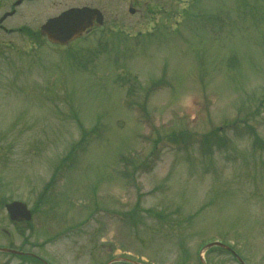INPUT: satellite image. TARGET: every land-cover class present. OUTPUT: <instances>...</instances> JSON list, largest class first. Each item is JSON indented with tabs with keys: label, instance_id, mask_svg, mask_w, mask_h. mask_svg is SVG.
<instances>
[{
	"label": "rangeland",
	"instance_id": "374dc122",
	"mask_svg": "<svg viewBox=\"0 0 264 264\" xmlns=\"http://www.w3.org/2000/svg\"><path fill=\"white\" fill-rule=\"evenodd\" d=\"M33 4L10 24L37 27ZM183 8L178 31L136 47L34 48L0 31V247L48 264H199L221 241L264 264V0ZM181 132L187 151L172 142ZM206 133L225 143L210 156L197 142ZM134 158L147 166L133 172ZM11 201L47 207L16 224ZM201 257L238 264L213 247Z\"/></svg>",
	"mask_w": 264,
	"mask_h": 264
},
{
	"label": "flooded vegetation",
	"instance_id": "af4514ba",
	"mask_svg": "<svg viewBox=\"0 0 264 264\" xmlns=\"http://www.w3.org/2000/svg\"><path fill=\"white\" fill-rule=\"evenodd\" d=\"M28 3H34V15L45 19L35 28L24 21L20 25L9 23L5 27L7 20L13 21L27 11L30 7L26 5ZM6 8L2 14L8 16L0 22V30L32 36L36 38V45L37 42L46 43L51 48H87V43L94 42L99 46L108 37L134 38L148 35L163 30L161 28L166 27L167 21L172 18L177 23L183 15L182 0H12ZM84 9L90 11L92 19L79 37L64 45L48 42L46 35L41 32L45 22L69 11ZM83 22V17H77L64 22L62 28L68 35H72L80 30Z\"/></svg>",
	"mask_w": 264,
	"mask_h": 264
},
{
	"label": "trees",
	"instance_id": "16d2710c",
	"mask_svg": "<svg viewBox=\"0 0 264 264\" xmlns=\"http://www.w3.org/2000/svg\"><path fill=\"white\" fill-rule=\"evenodd\" d=\"M95 131V130H94ZM90 134H92V133H90ZM90 134H87V132H83V134H82V137H81V139H80V141H79V143H78V145H76V147H78L77 149H79V147L80 146H82V145H84L85 144V142H86V138H89V136H90ZM214 134H209L208 135V133H206V134H202L201 136H200V138L197 140V142H200V147H199V149H200V152H201V154H202V156H210L211 155V151H212V147H213V145L214 144H216V146H217V148L219 149V148H221L222 146H224V140L221 142V140H219V139H212V136H213ZM88 142V141H87ZM171 142V141H170ZM173 143H176V144H178V143H180V144H178V145H180L184 150H188L189 149V147L191 146V144H192V138L190 139L189 138V134L187 133V132H181V133H179L178 135H176L175 137H174V140L172 141ZM178 142V143H177ZM220 142H221V144H220ZM75 148V147H74ZM73 148V149H74ZM81 149H84V147H82ZM152 154L153 155V150H151L150 152H149V154ZM123 159V158H122ZM137 159L138 158H134L133 159V161L132 162H128V166H130V167H132V171L134 172V171H137V170H140V169H143V167L145 166H147V164H146V159H143V160H141V161H139V162H137ZM68 160V158L67 159H65L64 161H63V163L62 164H64L65 163V161H67ZM69 160H70V158H69ZM123 161H124V159H123ZM53 187V179L52 180H50V181H48L47 183H46V185L44 186V192H43V194L42 195H44V194H46L47 193V191L49 190V189H51ZM45 199H41V202H43ZM53 203V202H52ZM50 204V203H49ZM49 206V205H48ZM40 207H47V206H43V205H40V204H37V205H35V207L32 209V213H33V215H34V213L40 208ZM151 213V212H150ZM190 217H194V216H190ZM131 218V217H130ZM27 225H29V223H27ZM48 241V240H47ZM220 250V249H219ZM220 251H222V250H220ZM21 259L22 260H29L31 263H39L37 260H35V259H33V258H25V257H21Z\"/></svg>",
	"mask_w": 264,
	"mask_h": 264
},
{
	"label": "water",
	"instance_id": "95a60500",
	"mask_svg": "<svg viewBox=\"0 0 264 264\" xmlns=\"http://www.w3.org/2000/svg\"><path fill=\"white\" fill-rule=\"evenodd\" d=\"M48 24L46 26H44L43 28L47 29L49 27ZM49 38L52 41H60L56 36H49ZM5 209H6V212L8 214V217L11 221H28L31 218V213L28 210L26 204H24V203L13 201V202L7 204L5 206ZM211 246H218V247L225 249L226 251L230 252L241 264H244L243 261L236 255V253L230 247H228L224 244H221L219 242H214V243L208 244L207 248L211 247ZM0 252L21 254L20 252L13 251L10 249H5V248H0ZM115 261H124V262H128L131 264H139L137 262L131 261V260L126 259V258H116V259L112 260L111 262H115ZM111 262H109L108 264H110Z\"/></svg>",
	"mask_w": 264,
	"mask_h": 264
}]
</instances>
